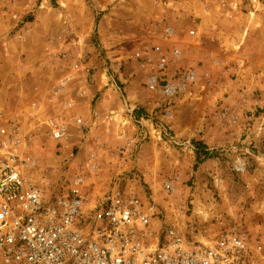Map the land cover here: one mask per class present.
<instances>
[{
	"label": "rangeland",
	"instance_id": "1",
	"mask_svg": "<svg viewBox=\"0 0 264 264\" xmlns=\"http://www.w3.org/2000/svg\"><path fill=\"white\" fill-rule=\"evenodd\" d=\"M0 39H65L66 46L80 39L78 54L68 47V62L83 69L96 54L114 103L135 106L133 115L123 111L125 147L116 121L93 133L69 118L56 141L44 115L30 123L19 111L31 138L18 155L35 162L27 176L51 192L77 190L88 205L115 189L139 198L153 244L215 243L228 234L264 264V66L257 74L251 65L254 47L264 52L263 41L251 40L264 39V0H0ZM38 40L29 43L32 54ZM162 56L161 87H179L169 99L148 85ZM189 72L193 85L182 81ZM158 126L175 140L155 139ZM79 175L84 182L74 188Z\"/></svg>",
	"mask_w": 264,
	"mask_h": 264
},
{
	"label": "built area",
	"instance_id": "2",
	"mask_svg": "<svg viewBox=\"0 0 264 264\" xmlns=\"http://www.w3.org/2000/svg\"><path fill=\"white\" fill-rule=\"evenodd\" d=\"M172 55L177 58L180 51ZM167 65V58L160 57L148 85L169 99L179 87L170 82L161 87ZM196 77L189 72L182 81L193 85ZM124 111L133 113L129 107ZM51 129L53 140L67 135L61 123H51ZM151 135L175 140L163 126L153 128ZM30 138L0 115V264H256L248 244L228 234L215 243L190 244L172 237L153 244L140 199L125 197L118 189L90 205L77 190L51 192L44 182L27 176L35 162L18 155ZM83 182L79 175L72 187Z\"/></svg>",
	"mask_w": 264,
	"mask_h": 264
},
{
	"label": "crops",
	"instance_id": "3",
	"mask_svg": "<svg viewBox=\"0 0 264 264\" xmlns=\"http://www.w3.org/2000/svg\"><path fill=\"white\" fill-rule=\"evenodd\" d=\"M31 40L38 39H0L2 118L18 125L20 119L28 118V122L36 123L44 115V128L49 125V134L52 131L51 123L63 124L66 131L72 123L75 128L84 126L94 133L97 127L105 124L107 120L109 124L116 121L119 129L121 128L119 131L122 132H119L121 146L125 147L126 134L122 125L128 121V117L123 111L126 107L133 109L135 106L126 104V107L121 105L119 109L114 103L115 87L108 78L107 71L101 69L102 58L88 53L89 61L81 69L77 61L68 62V47L76 48L75 54H78L80 39H71L72 44L69 46H66L68 41L64 42L65 39H39L42 47H38L41 49H38L37 53L33 52L34 54L31 53L29 44ZM251 40L264 42V39ZM252 54L254 56H251V65L254 64L253 69L259 74L264 66V52L255 46ZM31 59L33 68H30L27 62ZM81 107L85 109V114L81 112ZM114 108L118 109L113 110ZM90 109H93L94 116H91V113L88 115ZM21 110L24 118L19 112Z\"/></svg>",
	"mask_w": 264,
	"mask_h": 264
}]
</instances>
